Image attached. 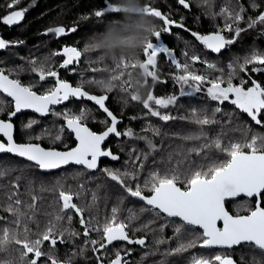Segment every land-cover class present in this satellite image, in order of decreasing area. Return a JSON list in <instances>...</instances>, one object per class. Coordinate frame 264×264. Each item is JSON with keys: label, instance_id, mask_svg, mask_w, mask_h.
I'll list each match as a JSON object with an SVG mask.
<instances>
[{"label": "trees", "instance_id": "16d2710c", "mask_svg": "<svg viewBox=\"0 0 264 264\" xmlns=\"http://www.w3.org/2000/svg\"><path fill=\"white\" fill-rule=\"evenodd\" d=\"M10 2L11 0H0V18L13 10L24 8L28 10L19 24L9 26L0 22V36L9 42L7 48L0 49V69H3L6 74L11 73L10 77L19 79L23 85H32L34 91L43 94L53 87L55 80L49 77L45 81H40L39 76L33 71L32 61H35V66L44 64L52 68L58 72L61 79L69 81L73 86L82 85L90 93L107 94V107L119 120L117 130L122 134L131 130L135 135L133 137L112 136L107 145L113 153L119 155V161L103 160L95 171L70 165L59 171L44 173L20 157L0 154L4 160L11 161V166L16 169L9 176L0 179V217L3 218L0 219V229L16 227L11 224L14 219L12 214L5 211L10 181H14L16 176L22 177L20 185L22 200L31 202L30 189L40 197L36 219L40 222L41 228L48 221L44 213L52 212L58 207V193L62 186L65 191L78 193L74 196L73 202L85 209L84 217L86 216V220H91L92 225L96 223V220L103 223L106 217L111 216L112 208L119 206L118 218L128 222L130 229L133 223L139 222L142 225L146 223L144 220L151 214L149 206L142 200L129 196L123 187L105 174L104 169L119 170L121 173L137 171L138 178L135 181L129 179L128 183L133 187L140 184L143 188L144 182L150 178V173L153 171L159 170L163 173L179 164L180 171L187 172L189 167L226 160V153L214 147H205L217 138L222 140L223 146H227L229 142L242 141L245 129H250L247 133L249 139L256 133L264 135V126L256 125L247 114L231 104L230 100L223 104L213 101L207 94V87L210 86L207 83L201 86L199 92L185 86L184 91L189 94L182 95L181 86L175 80L181 72L166 54L161 53L157 56L155 70L158 80L153 81L144 75L141 68L132 66L134 62L138 64L146 59L143 48L130 55H125L126 49H117L113 54L112 50L102 49L98 44L109 33H116L122 38L131 40L148 24L154 23L157 26L156 30L162 32L159 41L154 37L150 38L154 43L163 44L172 50L174 58L181 64L191 63L185 57V52L189 56L199 55L200 61L192 64L191 70L210 79L223 76L227 80L228 73L232 71L229 68L230 64H235L236 61L242 63L243 58L253 51L264 52V23L257 21L259 15L264 13V0H208V3L204 0H186L190 5L187 9L178 0H21L15 9H9L7 5ZM109 4L118 10V14L108 11ZM146 6L160 10L169 20L174 21L175 25H183V27L173 25L170 31L163 32L166 27L163 20L146 14ZM225 8L234 13L242 8L244 19L237 23L227 19L226 15H221V10ZM101 9L105 11V15L96 18L95 11ZM253 21L257 22L249 28V23ZM226 23H232L233 30L238 26L243 31L233 44L219 54L206 49L191 35V32L206 35L221 31ZM56 27H63L66 30L65 34L58 38L54 32L48 31ZM72 29L75 31H71ZM221 34L226 38H233L234 31L223 30ZM65 46L76 47L82 53L80 61L67 69L60 67L64 57L53 55ZM125 60L129 64L127 69L122 67ZM209 64L215 65V68H209ZM252 67L253 65H249L247 72H240L237 68L232 82L239 85L241 80H245L247 83L244 86L247 88L251 87L252 81L255 80L264 86V71L251 72ZM149 93L157 98L176 96V103L166 109L153 105L162 114H169L176 119L165 122L159 117L150 115L143 107V101L147 99ZM133 96H137L138 99L133 100ZM0 101L4 102V111L0 113V118H7L8 113L12 111V102L3 93H0ZM217 107L221 109L220 112H215ZM53 108L57 113L69 111L74 114L87 109L88 116L85 123L95 131H101L109 125L106 115L84 99L72 98L66 105ZM193 110L197 115H206L216 122L203 126L195 123ZM30 120H35L37 123L31 128H26L25 125ZM13 122L17 142H36L46 148L62 150L70 148L74 143L66 128L62 134L59 132L64 126V119L52 113L41 118L34 113L24 112L15 117ZM149 128L158 129L159 135H155L148 130ZM57 134L62 135L61 141L54 139ZM37 136L43 138L37 140L35 139ZM140 137H148L155 145V150L150 149L147 140ZM185 137L193 138L185 139ZM133 149L136 150L135 153L132 152ZM192 149L199 150L200 154L198 155ZM140 153L148 156L147 160H143V169L132 162L135 155ZM178 186L186 187L182 182ZM42 188L48 190L42 191ZM144 193L150 194V185L144 188ZM93 195L96 197L95 201H93ZM262 205L264 206V201ZM226 207L233 215L247 214L248 209L254 207V199L241 196L227 201ZM68 214L74 218L70 224H76L70 229H76L79 236L82 234V228L79 226L80 218L72 211ZM132 214L136 216V219L129 221L128 217ZM101 216L105 217L101 218ZM166 222V226L158 227L156 230L151 227H142L141 232L138 233L151 242L152 249H161L164 245L166 246V255L158 258L160 264H189L196 254L198 257H205L204 252L212 255L222 252L223 249L218 248L205 250L199 244L186 251L176 252L175 250L181 244H186L199 236L202 230L184 225L183 222L174 218H167ZM29 227L32 233H35L36 224L29 223ZM177 227H181L179 234L176 232ZM97 233L91 231L92 236L90 235L87 244L83 246L85 257L82 264L97 261L99 252L91 251L92 245L89 242ZM35 237L32 235L30 239L34 240ZM21 238H23L22 235ZM155 240H158L156 244ZM73 241L74 244L80 245L75 236ZM65 244L63 248H68L69 245ZM16 247L19 246L13 243L6 250L0 251V264H7V262L20 264V252ZM120 247L127 250L128 244L120 242ZM252 247L254 250L235 248L232 249L231 254L238 263L264 264V253L255 246ZM50 252L48 255L53 258L59 257L54 250ZM66 253L67 251L59 252L60 255ZM112 254L110 253L102 260L110 259ZM48 255L43 256L42 264H52ZM137 260L139 264H147V259L144 261L143 257L141 259L137 257Z\"/></svg>", "mask_w": 264, "mask_h": 264}, {"label": "snow or ice", "instance_id": "6c2138e0", "mask_svg": "<svg viewBox=\"0 0 264 264\" xmlns=\"http://www.w3.org/2000/svg\"><path fill=\"white\" fill-rule=\"evenodd\" d=\"M178 2L186 9L190 7L186 0H178ZM204 2L208 3V0H204ZM19 3H21V0H11L7 7L15 9ZM27 10V8H24L10 11L9 14L0 18V22L9 26L19 24L24 19ZM108 11L118 14V10L113 8L111 4L108 5ZM243 11L241 8L239 12L234 13L225 8L221 10V15H226L227 19L237 23L244 19ZM145 12L163 20L166 25L163 32L170 31V27L175 25L174 21L169 20L160 10L151 6H146ZM94 15L96 18H101L105 15V11L102 9L96 10ZM257 21L264 23V13L259 15ZM257 21L249 23V28ZM175 26L183 27V25ZM223 30L234 31L233 38H226L222 35L221 31ZM223 30L208 35L191 32V35L206 49L219 54L227 46L233 44L243 31L238 26L233 30L232 23H226ZM48 31L54 32L58 38L66 32L63 27H56ZM71 31H75V29ZM161 35L162 32L156 30L153 32L152 37L159 41ZM8 46L9 42L0 38V49H5ZM142 50L146 59L143 62H138V64L134 62L132 66L141 68L146 77H150L153 81L158 80V74L155 70L157 56L161 53L166 54L181 72L175 77V80L181 86L182 95L189 94L184 91L185 86L199 92L201 86L207 83L210 85L207 87V94L213 101L223 104L230 100L231 104L247 114L256 125L264 126V86H261L255 80L252 81V86L247 88L244 86L247 83L245 80H241L239 85L232 82L237 68L240 72H247L248 66L253 65L251 72L264 71V52L253 51L243 58L242 63L236 61L235 64H230L229 68L232 71L228 73L227 80H225L223 76L210 79L191 70L192 64L200 61L199 55L192 54L189 56L185 52V57L191 63L181 64L174 58L172 50L163 44L154 43L152 39L145 42ZM53 55H62L64 60L60 67L67 69L70 65L80 61L82 53L76 47L65 46ZM32 64L34 65L33 71L39 76L40 81H45L51 77L54 78L55 85L43 94H38L33 90L32 85L25 86L19 79H11V73L6 74L3 69H0V93L6 94L14 103L13 110L8 113V119H0V137L5 138L0 139V154L23 158L42 171L60 169L62 166L69 164L81 165L88 170H95L98 168L101 157H110L113 160L119 159L111 150H105L101 145L110 134H115L117 137L121 135L133 137L135 134L131 130H127L123 134L117 130L119 121L106 106L108 97L106 95L96 96L90 94L84 90L82 85L74 87L69 82L61 79L57 71L46 67L44 64H40L38 67L35 66V61H32ZM122 67L125 69L129 67L126 60ZM208 67L215 68V65L209 64ZM72 98L87 99L94 102L111 119L110 126L104 132L98 134L90 130L85 123L88 116L87 109H82L79 114L69 111L63 113L54 111L53 106L62 104ZM132 99L136 100L138 97L133 96ZM176 101L177 97L174 95L167 98H157L149 93L147 99L143 101V107L148 110L150 115L167 122L176 118L169 114H162L153 105L166 109L170 105H174ZM3 103V101H0V113L4 111ZM25 109H31L42 116L52 113L63 118L65 125L60 128L59 132L62 134L66 128L74 135L77 141L76 146L60 151L55 148H45L40 143H17L14 138L12 118ZM220 111L219 107L215 109V112ZM193 116L195 117L194 122L201 126L216 122L206 115H197L195 110H193ZM36 123L37 121L30 120L25 127L31 128ZM148 130L155 135H159L158 129L149 128ZM249 131L250 129L244 130L242 141H232L227 146L222 145L220 138H217L212 144L205 145V147H214L220 152L226 153V160L189 167L187 172H181L179 164L177 167L169 168L163 173L159 170L153 171L150 173V178L144 182L143 188L140 184L133 187L128 183L129 179L135 181L138 178L137 171L122 173L119 170L104 169L103 171L112 181L123 187L129 196L144 201L146 205L160 214L179 218L184 225L198 227L202 230L199 236L189 240L186 244H181L175 250L176 252L186 251L188 248L196 247L197 244L202 248L209 249L217 246L232 249L234 246L249 244L264 253V206H261L262 201H264V135L256 133L249 139L247 135ZM61 134H57L54 139L61 141L63 138ZM42 138V136L35 137L37 140ZM140 138L147 140L149 148L155 150V145L148 137ZM192 138L185 137V139ZM192 151H196L198 155L200 154L197 149H192ZM132 152L135 153L136 150L133 149ZM147 158L148 156L145 153L136 154L132 162L143 169V160H147ZM11 165V161H6L0 156V179L16 171ZM181 177H183L182 180ZM21 180V176H16L14 181H10V191L5 201V211L12 214L14 219L11 224L16 225V227L0 229V233H2L0 235V251L6 250L13 243L19 246L20 264H38L41 257L48 255L41 248L45 241L50 242L52 247L55 248L58 241L60 243L64 242L65 232L69 236L78 235L76 232L62 228L61 222L65 218H67L69 224L71 223L72 216L68 215L69 211L74 212L80 218L85 237H88L91 231L100 233V240L89 241L93 246V251L105 249L108 245H112L113 242L117 241L127 242L128 244H145L144 239L134 240L130 238L129 223L118 218L119 206L112 208L111 216L105 218L102 226L99 221L93 226L91 220H86L84 217L85 209L73 202L74 196L78 193L65 191L62 186L58 193V207L52 212L44 213L45 216L51 217V219L41 228L40 222L36 219L40 197L30 189L31 202L22 200L20 198ZM181 182L186 187L178 186ZM149 185L151 194L145 195L144 188H148ZM41 190L46 191L48 189L42 188ZM241 195L248 198L255 197V207L249 208L246 215H231L226 210L225 202L229 198ZM95 199L96 197L93 195V201ZM0 219L3 218L0 217ZM134 219H136L134 214L128 217L129 221ZM218 222H222V227L218 226ZM29 223L36 224L37 231L35 233H32ZM176 232L179 234L181 227H177ZM21 235L23 238H21ZM32 235L37 238L35 240L30 239ZM30 254H32L31 258H29ZM48 259L51 260L52 264H58V261L51 255H48ZM97 259L99 260V257ZM7 264H11V262H7ZM109 264H127V261L117 251L115 258ZM193 264H234V260L230 256L217 254L213 257L194 258Z\"/></svg>", "mask_w": 264, "mask_h": 264}, {"label": "flooded vegetation", "instance_id": "af4514ba", "mask_svg": "<svg viewBox=\"0 0 264 264\" xmlns=\"http://www.w3.org/2000/svg\"><path fill=\"white\" fill-rule=\"evenodd\" d=\"M54 85H53V87H54ZM9 99L11 100V98H9ZM11 102H12V109H13V101L11 100ZM61 106H63V105H61ZM22 113H24V112H22ZM28 113H31V112H28ZM7 118H8V116H7ZM7 118H3V119H7ZM109 123H110V121H109ZM92 131H94V132H100V131H95V130H92ZM70 134H71V139H72V133H70ZM0 139H2V137ZM74 144H75V142L70 147L74 146ZM106 147H109L107 145V143L103 146V148H106ZM48 148H50V147H48ZM105 160H107V159H105ZM101 161H103V160H101ZM68 166H70V165H68ZM68 166H66V167H68ZM80 167H83V166H80ZM63 168H65V167H63ZM63 168H60L58 170L48 171V172L41 171L40 169H39V171L44 172V173H52V172H55V171H59V170H61ZM83 168L86 169L85 167H83ZM86 170H88V169H86ZM252 199H254V203H255V198H252ZM149 210L151 211V214H149V216L147 217V219L144 220L146 223H144L143 225L141 223H139V222L138 223H133L132 226H131V228L129 229V236H130V238H132L134 240L135 239H144L145 240V244L144 245L128 244L126 242L128 244V248H127V250H123L120 247V242H123V241L113 242L112 245H108L105 249H100L99 251H97V252H99V254H98L99 255L98 256L99 257V260L96 259L97 261L96 262L94 261L91 264H101V262H102V264H109V262L112 259L115 258V254H116L117 251H119L120 254H121V256L127 261V264H139V263H137L138 262L137 257H139L140 259L143 257V260L144 261L147 259L146 260L147 261V264H160L159 261H158V258H160L161 255H166V253H165L166 252V246L164 245L161 249H158V248L152 249V247L150 245L151 242H149L148 239H146L144 236H141V234H138V233L141 232V228L142 227H146V228L151 227L154 230H156L158 227H164L167 224V222H166L167 221V218H174V217H167L166 215L160 214L156 210H154V209H152L150 207H149ZM68 215H70V214H68ZM45 217L47 218V220L51 219V217H48V216H45ZM104 217L105 216H101V218H104ZM174 219L182 222L179 218H174ZM72 220H74L73 216H72ZM96 223L93 224V226H95ZM100 224L102 226L103 223L100 222ZM61 225H62V228L69 229L70 231H73V232H76L77 233V230L76 229H70L71 226H73V225L76 226V224H69V222L67 221V218H65V220H63L61 222ZM79 226L82 228V230H81V233L82 234H80L79 236L76 235L75 238H78V241L80 242V245L79 244L78 245L74 244V241H73V237L74 236H69L68 233L65 232L64 242L63 243H60L58 241L57 244H56V246H55V248H53L52 245L50 244V242L45 241L41 245L42 251L44 253H46V254H49V253H51L50 252L51 250H54L55 251V254H58V256H59V257H54V259H56L58 261V264H82L83 263V259L85 257L83 246L87 244V240H89V237H90L91 234L89 233V236L88 237H85L84 234H83L84 233V227L80 224V221H79ZM34 231L36 232L37 231V228H35ZM94 237L95 238H92V240H100V233H97ZM36 238L37 237H35L34 240ZM157 241L158 240H155L154 243L156 244ZM65 243H67V245H69L68 248L67 247L63 248V246L66 245ZM51 247H52V249H51ZM16 248L19 249V247H16ZM235 248H238V250L240 248L242 250H244V249L254 250V247H252V246H245L244 244H242L240 246L233 247L232 249H235ZM203 249L208 250L209 248H203ZM218 249H223V250H222V252H219L217 254L227 255V256L233 257L232 254H231L232 249H225V248H222V247L221 248H218ZM90 250L93 251V246L90 248ZM46 251H48V252H46ZM65 251H67L66 254H63V255H60L59 254V252L62 253V252H65ZM94 252H96V251H94ZM125 252H126V254H125ZM110 253H113L110 259H108V260H102V258L104 259L105 256H109ZM204 253H205V257H213V256L217 255V254H213L212 255L209 252H204ZM31 256H32V254H30L29 258H31ZM197 257H198V255L196 254L194 256V258H197ZM42 258L43 257L40 258V261L38 262V264H42V260H41ZM189 264H193V261H191ZM240 264H243V263H240Z\"/></svg>", "mask_w": 264, "mask_h": 264}, {"label": "clouds", "instance_id": "9594fccd", "mask_svg": "<svg viewBox=\"0 0 264 264\" xmlns=\"http://www.w3.org/2000/svg\"><path fill=\"white\" fill-rule=\"evenodd\" d=\"M156 27L154 23L148 24L145 29L136 34L131 40L122 38L116 33H109L98 44L102 49L112 50L113 54H115L117 49H126L125 55L134 54L136 51L141 50L145 42L152 37Z\"/></svg>", "mask_w": 264, "mask_h": 264}, {"label": "bare ground", "instance_id": "6f19581e", "mask_svg": "<svg viewBox=\"0 0 264 264\" xmlns=\"http://www.w3.org/2000/svg\"><path fill=\"white\" fill-rule=\"evenodd\" d=\"M0 38H1V36H0ZM67 82H69V81H67ZM70 83V82H69ZM71 84V83H70ZM75 87V86H74ZM85 90V89H84ZM86 91V90H85ZM88 92V91H87ZM38 93V92H37ZM88 93H90V92H88ZM39 94V93H38ZM90 94H94V93H90ZM95 95H106L107 97H108V95L107 94H95ZM10 98V97H9ZM76 99V98H75ZM85 101H87V102H90V103H92L93 105H95L102 113H104L105 115H106V113L105 112H103L96 104H94L92 101H89V100H87V99H84ZM70 101V100H69ZM69 101H66V102H64V103H62V104H59V105H55V106H53V107H57V106H61V105H66ZM107 101H108V99H107ZM107 101H106V106H107ZM13 107H14V103H13ZM13 110V109H12ZM110 110V109H109ZM111 111V110H110ZM22 112H31V113H34V114H36L37 116H39V117H45V116H42V115H40V114H38V113H35L34 111H21L20 113H22ZM20 113H18L16 116H18ZM15 116V117H16ZM47 116V115H46ZM15 117H13L12 118V120L15 118ZM106 117H107V115H106ZM0 119H2V118H0ZM8 119V118H7ZM7 119H4V120H7ZM107 119L110 121V123H111V120L107 117ZM119 121V120H118ZM12 123H13V121H12ZM110 123H109V125H110ZM14 124V123H13ZM64 125H65V122H64ZM108 125V126H109ZM118 125H119V122H118ZM88 126V125H87ZM89 127V126H88ZM14 135H15V124H14ZM115 134H113V135H111L110 136V138L112 137V136H114ZM110 138H109V140H110ZM3 139V138H2ZM72 139H73V141L75 142V144L77 143V141L74 139V135L72 134ZM16 140V139H15ZM108 140V141H109ZM107 141V142H108ZM17 142V141H16ZM107 142H105L101 147L103 148V146L107 143ZM17 143H28V142H17ZM33 143H35V142H33ZM74 144V145H75ZM42 146V145H41ZM73 147V146H72ZM72 147H70V148H72ZM46 148V147H45ZM107 148H109L110 150H111V148L110 147H106V148H103V149H107ZM55 149H57V148H55ZM57 150H62V149H57ZM64 150H67V149H64ZM63 151V150H62ZM112 152V151H111ZM113 153V152H112ZM114 155H117L118 157H119V155L118 154H115V153H113ZM120 158V157H119ZM23 159V158H22ZM105 159H107V160H109V161H111V162H118L119 161V159H117V160H112V159H110V158H108V157H105V158H101V160H105ZM101 160H100V162H101ZM72 165H75V166H81V165H76V164H72ZM100 166V165H99ZM84 167V166H83ZM61 168H63V167H61ZM99 168V167H98ZM97 168V169H98ZM97 169H95V170H97ZM95 170H91V171H95ZM42 171V170H41ZM50 171H53V170H50ZM44 172H48V171H44ZM151 194V193H150ZM252 199V198H251ZM232 200V199H231ZM230 201V200H229ZM248 214V213H247ZM240 215H244V214H240ZM175 218V217H174ZM234 247H236V246H234ZM214 248V247H213ZM219 248V247H218ZM221 248V247H220ZM234 261H235V264H240V263H238V262H236V260L234 259Z\"/></svg>", "mask_w": 264, "mask_h": 264}, {"label": "water", "instance_id": "95a60500", "mask_svg": "<svg viewBox=\"0 0 264 264\" xmlns=\"http://www.w3.org/2000/svg\"><path fill=\"white\" fill-rule=\"evenodd\" d=\"M48 32V31H47ZM209 34H213V33H209ZM206 35H208V34H206ZM11 78V77H10ZM12 79V78H11ZM4 94V93H3ZM6 95V94H5ZM93 95H95V94H93ZM7 96V95H6ZM96 96H101V95H96ZM94 103V102H93ZM95 104V103H94ZM23 111H31V109H25V110H23ZM33 111V110H32ZM46 116V115H45ZM109 118V117H108ZM110 119V118H109ZM111 120V119H110ZM111 124V123H110ZM110 126V125H109ZM108 127V126H107ZM106 127V128H107ZM117 127H118V124H117ZM106 128H104L102 131H100V132H96V133H98V134H100V133H102V132H104L105 130H106ZM91 130V129H90ZM111 135H113V134H110L109 136H108V138L104 141V143L105 142H107L108 140H109V138H110V136ZM3 138V137H2ZM14 138H15V135H14ZM3 139H5V138H3ZM74 139H75V137H74ZM103 143V144H104ZM102 144V145H103ZM101 145V146H102ZM76 146V144L73 146V147H75ZM105 150H110L109 148H107V149H105ZM60 151H62V150H60ZM63 151H65V150H63ZM117 156V155H116ZM101 158H105V157H101ZM101 158H100V160H101ZM108 158H110V157H108ZM111 159V158H110ZM113 160V159H112ZM69 165H72V164H69ZM99 165H100V161H99V164H98V167H99ZM66 166H68V165H64V166H62V167H66ZM55 170H58V169H55ZM148 195H150V194H148ZM241 196H243V195H241ZM241 196H239V197H241ZM239 197H235V198H229L228 200H226V202L227 201H229V200H231V199H236V198H239ZM253 198H255V197H253ZM138 199V198H137ZM144 202V201H143ZM226 202H225V207H226ZM255 203H256V198H255ZM255 203H254V207H255ZM262 206V205H261ZM226 210L231 214V215H233L228 209H227V207H226ZM244 215H246V214H244ZM218 226H220V227H222V222H218ZM214 248H218V246L217 247H214ZM220 248V247H219ZM233 260H234V258L233 257H231ZM234 264H235V261H234Z\"/></svg>", "mask_w": 264, "mask_h": 264}, {"label": "rangeland", "instance_id": "374dc122", "mask_svg": "<svg viewBox=\"0 0 264 264\" xmlns=\"http://www.w3.org/2000/svg\"><path fill=\"white\" fill-rule=\"evenodd\" d=\"M192 92V91H191ZM96 222H97V220H96Z\"/></svg>", "mask_w": 264, "mask_h": 264}]
</instances>
